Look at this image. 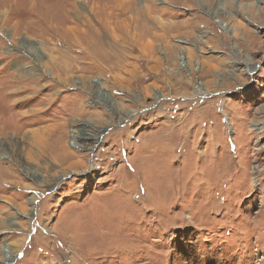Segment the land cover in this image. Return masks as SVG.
I'll return each mask as SVG.
<instances>
[{"label":"rangeland","instance_id":"1","mask_svg":"<svg viewBox=\"0 0 264 264\" xmlns=\"http://www.w3.org/2000/svg\"><path fill=\"white\" fill-rule=\"evenodd\" d=\"M9 243L264 264V0H0V264Z\"/></svg>","mask_w":264,"mask_h":264},{"label":"bare ground","instance_id":"2","mask_svg":"<svg viewBox=\"0 0 264 264\" xmlns=\"http://www.w3.org/2000/svg\"><path fill=\"white\" fill-rule=\"evenodd\" d=\"M197 89L198 90H205L206 88H205L204 84H199ZM131 112H134V111H131ZM74 132L76 133V131H74ZM77 140H78L77 135L73 134L70 143L73 145H76V147H78L80 144L78 143ZM12 246L13 245H11L10 243L7 246H4L3 252H4L5 262L3 264H11L12 262L10 260L12 259V257L17 255V254H14V253H16V251H14L12 249Z\"/></svg>","mask_w":264,"mask_h":264}]
</instances>
